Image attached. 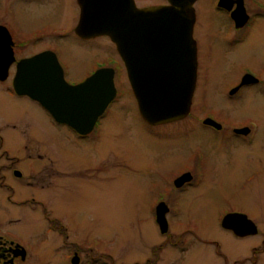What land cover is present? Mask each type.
<instances>
[{"label":"flooded vegetation","instance_id":"flooded-vegetation-1","mask_svg":"<svg viewBox=\"0 0 264 264\" xmlns=\"http://www.w3.org/2000/svg\"><path fill=\"white\" fill-rule=\"evenodd\" d=\"M179 2L134 0L137 8L166 9L168 15L169 9L184 10L186 0ZM192 6L188 38L182 23L171 30L160 14H150L154 21L146 24L136 13L130 17V77L109 35L78 32L84 12L98 16L103 4L0 0V38L9 32L12 53L3 60L12 61L0 77V110L7 103L17 109L23 99L56 126L49 131L27 107L18 120L0 113V264H264V212L242 205L249 181L258 176L257 183L264 182V107L255 105L264 103V0H195ZM106 40L114 53H106ZM91 48L99 52L79 57ZM186 49L195 68L190 108L180 118L153 123L141 113L137 91L179 81L164 74L186 64ZM47 50L55 52L71 84L101 68L114 69L116 95L88 132L59 122L40 101L16 91L18 62ZM71 63L81 69L78 76H72ZM203 66L232 74L208 77L213 99L225 98L227 107L208 104ZM123 97L132 108L115 109ZM134 172L143 183L138 202H147L150 218L135 217L132 254L106 250L104 232H91L88 220L71 222L55 203L58 194L92 191L100 208L107 183L129 180ZM226 181L235 186L236 203L224 199L211 216V197L227 193L219 187ZM15 208H43L45 218L33 221L41 229L30 236L35 243L27 242L26 213Z\"/></svg>","mask_w":264,"mask_h":264},{"label":"water","instance_id":"water-1","mask_svg":"<svg viewBox=\"0 0 264 264\" xmlns=\"http://www.w3.org/2000/svg\"><path fill=\"white\" fill-rule=\"evenodd\" d=\"M180 3L179 0H172ZM195 0H186L183 11L169 9L162 11L157 7L137 8L134 0L118 3L116 0H87L90 7L103 4L104 8L95 16L92 11H85L80 21L78 32L91 37L96 34H107L117 44L129 76L132 77L133 56L131 48V16L138 14L140 23H150L154 19L150 14H160L169 28L175 29L182 23L186 29L185 38L191 36L193 19L190 12ZM164 14V15H163ZM157 19V18H155ZM158 21V19H157ZM6 30V29H5ZM0 62L8 54L10 34L1 33ZM186 64L178 70L170 69L164 76L179 77V81L157 83L152 89L137 91L139 108L143 116L153 123H163L184 116L191 105L192 85L195 79V68L192 64V53L186 49ZM11 59L0 66V77L8 75ZM163 80V79H162ZM100 86L99 90L92 87ZM14 87L20 94H27L40 101L59 121L74 126L79 132L89 131L96 118L105 110L116 95L114 69L101 68L87 80L78 84L69 83L55 52L47 50L20 60L14 77ZM227 215L224 224L229 220ZM161 221V218H160Z\"/></svg>","mask_w":264,"mask_h":264},{"label":"rangeland","instance_id":"rangeland-1","mask_svg":"<svg viewBox=\"0 0 264 264\" xmlns=\"http://www.w3.org/2000/svg\"><path fill=\"white\" fill-rule=\"evenodd\" d=\"M104 41V40H103ZM106 47V53H114L116 51V48L107 40L105 42ZM76 48V46H75ZM79 50V49H78ZM98 50L89 49L83 51V55L80 54L79 57L85 56L88 57L91 53H97ZM106 61L108 59L106 58ZM70 70L72 73V76H78L79 71L81 69H78L71 63ZM84 70V69H82ZM87 70V69H86ZM232 75L231 73L226 74V69L222 68L221 66H216V69L203 66L202 68V83H203V91L206 94L208 98V104L211 105V107L215 106H224L227 107V101L223 97H218L216 99H213L212 94V84L211 81L208 79V77L214 75ZM2 100V98H0ZM4 101H7L8 99L3 98ZM17 102L18 108L12 110L11 105H14L16 108V105L14 103H7L5 106L4 111L0 110V113H8L9 116L15 118H23V113L25 107L26 110L30 113H33L32 115H36L41 119L42 126L45 128H48L49 131H54L56 129V126L52 123L47 121L44 122V115L41 113L34 112L35 109L32 105H28V102L26 100L20 99ZM2 103V101H0ZM119 104H116L115 109L123 110L124 108H132L130 100L126 97L121 98ZM129 104V105H127ZM252 104H249L248 107H250ZM255 105H260L261 107H264L263 102H257ZM134 107V106H133ZM254 108L252 107L251 110ZM16 110V111H15ZM15 111V112H13ZM40 115V116H39ZM123 121V119H122ZM48 131V132H49ZM50 133V132H49ZM143 142V141H142ZM144 144V142H143ZM154 149H160V148H154ZM71 155V154H70ZM68 155L70 158L71 156ZM263 156H264V149H263ZM164 157V156H163ZM136 160V159H135ZM257 178L252 179L249 181L248 188L245 189V199L242 201V205L245 206L248 209L251 208H258L261 211L264 212V182L259 185L257 183ZM110 183V184H109ZM107 183V189L105 190V194L102 195L101 201L103 202V206L101 205L100 208H96V194H94L92 191L85 195L81 194L80 192H72L71 194H62L56 197V205L63 209L64 211L68 212V219L76 224H79L80 226L83 225L87 220L89 222L90 231L92 232H104V247L106 250L113 252V253H134L137 252L132 247V232H133V226L135 221V217L137 218H150V208H146L144 204L145 200H142L141 198H144V193L139 192V187H142L143 183H140L137 180V174L134 172L132 173V177L129 178V180H118L117 182H109ZM227 187L220 183L219 187L226 189L227 193L225 194L224 191H219L217 194L211 197V203L212 208L210 209L211 216H215L217 211H220L222 208L214 207L217 204H224V199H231L233 203H236L235 192H232L231 190L235 187L233 184H230L226 181ZM259 187H258V185ZM137 188V191L135 190ZM135 190V191H134ZM137 192V193H136ZM225 194L224 196H219L218 194ZM139 195L141 196L140 202ZM227 195V196H226ZM191 202L193 201L192 197H189ZM190 202V203H191ZM189 203V204H190ZM13 209V208H12ZM11 209V218H16L12 214ZM17 210V213L22 214V212L26 213L27 216H25V220L29 221L27 222V225L25 224V232L27 242L35 243L33 238H30V236L33 237V234L36 232L38 233L41 231L40 226H38V230L34 227L33 221L42 220L44 215L43 208H15ZM10 211V210H9ZM137 215V216H136ZM41 216V217H40ZM45 218V217H44ZM46 220V219H44ZM101 222H103V226H101ZM102 227V228H101ZM33 230V231H32ZM32 231V233H31ZM35 247H39L36 245ZM123 257V256H122ZM120 262V261H118Z\"/></svg>","mask_w":264,"mask_h":264}]
</instances>
